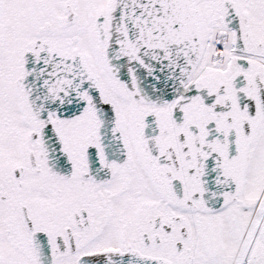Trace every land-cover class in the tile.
I'll use <instances>...</instances> for the list:
<instances>
[{
	"label": "snow or ice",
	"instance_id": "1",
	"mask_svg": "<svg viewBox=\"0 0 264 264\" xmlns=\"http://www.w3.org/2000/svg\"><path fill=\"white\" fill-rule=\"evenodd\" d=\"M0 264H264V0H0Z\"/></svg>",
	"mask_w": 264,
	"mask_h": 264
}]
</instances>
